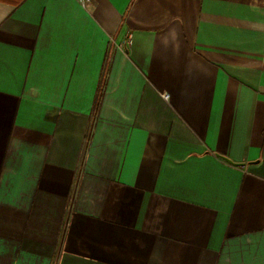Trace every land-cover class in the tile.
<instances>
[{"label":"crops","instance_id":"0c3cea01","mask_svg":"<svg viewBox=\"0 0 264 264\" xmlns=\"http://www.w3.org/2000/svg\"><path fill=\"white\" fill-rule=\"evenodd\" d=\"M0 264H264V0H0Z\"/></svg>","mask_w":264,"mask_h":264},{"label":"built area","instance_id":"2783aa9c","mask_svg":"<svg viewBox=\"0 0 264 264\" xmlns=\"http://www.w3.org/2000/svg\"><path fill=\"white\" fill-rule=\"evenodd\" d=\"M81 3H83L84 5L89 2L90 0H79Z\"/></svg>","mask_w":264,"mask_h":264}]
</instances>
